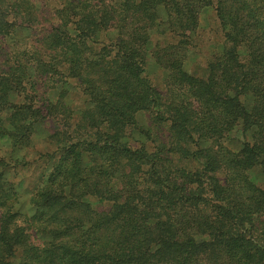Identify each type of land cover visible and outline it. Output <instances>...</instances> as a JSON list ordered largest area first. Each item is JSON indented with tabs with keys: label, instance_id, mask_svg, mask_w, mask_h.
<instances>
[{
	"label": "trees",
	"instance_id": "1",
	"mask_svg": "<svg viewBox=\"0 0 264 264\" xmlns=\"http://www.w3.org/2000/svg\"><path fill=\"white\" fill-rule=\"evenodd\" d=\"M139 113L169 126L152 149ZM0 264H264V0H0Z\"/></svg>",
	"mask_w": 264,
	"mask_h": 264
},
{
	"label": "rangeland",
	"instance_id": "2",
	"mask_svg": "<svg viewBox=\"0 0 264 264\" xmlns=\"http://www.w3.org/2000/svg\"><path fill=\"white\" fill-rule=\"evenodd\" d=\"M32 6H62L65 0H30ZM163 15V14H161ZM223 43V37L220 29L218 28L215 20V13L211 7L206 8L202 11L199 16L198 29L193 38V46L190 47V50L187 52V56L185 57L183 66L187 71L193 73L197 77H202L204 71L206 69L207 62L212 58L213 54L217 53L221 49V45ZM146 76L151 81L152 85H154L157 89L162 90L164 87V78L166 76V72L160 68L159 66L152 63V60L149 61V65L146 67ZM71 85H66L67 88L70 86L71 96L67 98L68 102L72 105L76 106L77 102L80 100L79 91L75 88V84L70 83ZM145 115V114H144ZM142 113L138 114V119L140 124H148L150 122L148 118H144ZM151 129H148V133H145V130L141 133H138L136 137V141L139 143H145L149 148H153L158 144L159 141H165L167 131L169 129L168 125H160L155 126L150 125ZM242 136L240 135L238 129H234L232 132L228 133L226 137L221 139V143L223 146L227 147L229 150L233 152L237 151L241 146ZM34 157H31V160ZM183 164H189L183 163ZM36 165H40L38 162ZM29 168H33L30 167ZM20 175H25L26 179L24 181L25 184L31 186L32 181L38 175V172H33L32 169L20 170ZM251 179L254 182L261 183L263 180L262 175L259 174L257 170H253L250 172ZM17 179V178H16ZM20 203V211L26 212L29 208V200L28 196H25L24 199L21 200ZM31 241L35 243V245L39 244L38 238L32 235Z\"/></svg>",
	"mask_w": 264,
	"mask_h": 264
}]
</instances>
